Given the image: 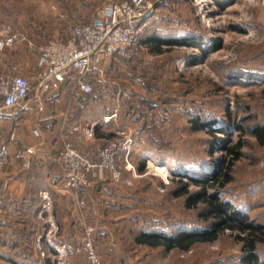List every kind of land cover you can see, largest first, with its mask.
<instances>
[{"label": "rangeland", "instance_id": "374dc122", "mask_svg": "<svg viewBox=\"0 0 264 264\" xmlns=\"http://www.w3.org/2000/svg\"><path fill=\"white\" fill-rule=\"evenodd\" d=\"M109 1L71 0V12H84L79 21L92 22L98 18L96 12L99 9L101 12ZM58 2L0 0V20L27 32L30 38L36 24L41 26V22L46 26L40 35L45 38L0 50V77L18 73L14 65L21 53L33 56L39 44L50 38L61 39L54 30L69 32L74 23L62 14H70V11L66 7L62 12ZM156 5L151 32L164 37L195 36L203 41L209 54L202 59L201 48L191 45H175L169 49L164 46V51L158 52L143 41L135 59L107 58L87 74L94 90L91 94H80L78 102L86 112L76 114L74 119L78 122L99 119L100 128L98 132L96 129L95 139L77 146L96 159V151L119 130L126 129L133 140L129 162L121 163L119 177L104 169L90 186L74 189L80 192L73 208L77 206L79 212L88 214L82 217L81 223L84 228L93 227V243L101 264H128V252L135 250L134 236L143 228L170 229L176 223L204 224L198 209L187 208L185 197H174L171 193L180 186V172L195 174L200 167L207 169L222 154L220 151L210 153L213 136L192 128L191 116L226 120L229 109L238 118L253 114L254 119L249 118L244 124L248 130L264 114V0H236L225 8H220L215 0H156ZM112 113L116 116L106 121L105 116ZM239 134L235 132L233 138ZM243 138L244 153L235 161L233 179L225 188V197H232L236 203L238 188L247 177L252 183L264 180V146L249 131ZM115 139L118 142L121 138ZM86 149L93 152L87 150V153ZM183 181L189 182L187 177H183ZM189 188L198 189L193 184ZM59 196H53L57 222L62 214L67 216L65 209L68 210L67 201ZM12 221L10 225L16 226ZM44 226V219L39 215L36 246L33 250H21L30 259L17 261L19 264H44L46 260L58 264L54 252L45 243L37 245ZM107 230V239L102 240ZM59 237L63 239L60 229ZM11 240L10 237L8 241ZM258 245L264 259V242ZM199 246L194 258H189V252L175 254V250H169L167 256L161 255L162 264H179L178 258L191 264L195 258L203 261L205 256L211 257V252L215 254L213 264H217L235 259L243 251V241L231 231ZM114 255L115 261L111 259ZM156 257L154 260L159 264ZM201 261L197 262L204 264ZM69 263L89 264L83 251L71 257Z\"/></svg>", "mask_w": 264, "mask_h": 264}, {"label": "built area", "instance_id": "2783aa9c", "mask_svg": "<svg viewBox=\"0 0 264 264\" xmlns=\"http://www.w3.org/2000/svg\"><path fill=\"white\" fill-rule=\"evenodd\" d=\"M156 0H110L92 22H76L69 28V38H53L38 45V60L35 80L22 73H8L0 77V118L11 110L15 117L16 108L34 110L46 94L60 90L68 80H73L72 95L91 93L93 83L87 74L95 65L107 58H136L143 47L144 37L151 31ZM62 14V17H66ZM32 43L27 32L15 28L11 23L0 20V50ZM116 116H105L109 121ZM100 120L77 122L71 125V132L78 142L95 139ZM35 136H41L40 126L34 128ZM16 138L12 130L9 140ZM115 138H121L117 142ZM133 140L121 129L109 138L106 145L96 151V159L83 153L72 141H65L55 156L68 187L86 188L102 174L104 169L120 176L123 162H129ZM34 146L18 152L24 158L23 165L29 167ZM10 155L8 142L0 143V175ZM41 210L45 226L39 232L37 245L45 243L58 259V264H70L69 259L83 251L89 264H101V258L93 243V227L86 225L81 240L77 243L64 241L59 237V225L53 214L54 199L50 189L40 190ZM82 201V200H81ZM3 199L0 195V208ZM230 231V230H228ZM230 259L217 264H235Z\"/></svg>", "mask_w": 264, "mask_h": 264}, {"label": "crops", "instance_id": "0c3cea01", "mask_svg": "<svg viewBox=\"0 0 264 264\" xmlns=\"http://www.w3.org/2000/svg\"><path fill=\"white\" fill-rule=\"evenodd\" d=\"M58 1L57 4L62 12L66 9L70 11V14L66 13L65 18L69 19L71 23H87L79 21L84 12L73 10V13L71 12V0ZM99 10L96 12V17L100 14ZM43 24L41 22V26L36 24L35 32L32 33L30 40L33 39L37 42L38 38H45V36H40L46 27ZM54 31L57 32L56 35L60 34L61 37L68 36V30L59 29ZM36 49L38 51V47ZM32 54L33 56L28 52L21 53L15 61L14 68L18 73L25 74L34 81L38 52ZM79 96L73 97L71 83L67 82L61 86L60 90L46 94L34 110L16 108L15 117L9 115L11 113V110H9L5 116L0 118V143L8 142L10 148V155L0 175V195L3 199V206L0 208V264H16L17 261L23 262L30 259V256L23 254L21 250L25 248L33 250L36 246L35 237L39 231L36 224L39 222V209L42 200L40 197L41 189L48 188L53 196L60 195L59 197L63 201H67L66 207L68 210L65 209L67 216L62 214V216L58 215L59 219L57 218L63 240L77 243L84 234V225L82 226L81 220L86 215L88 217V214H84L82 211L79 212L77 206L73 208L74 204L77 203L80 191L67 186L62 172L59 171V164L55 160L56 154L65 141H72L75 145H80V142L75 138V134L71 132V125L78 122L75 121L74 116L86 112V109L82 107L83 105L81 106V103L78 102ZM259 120L264 121V114ZM79 122L82 121L79 120ZM38 126L42 131L41 136H35L33 132L34 128ZM12 130L16 131V138L9 140ZM261 145L264 146V143ZM29 146L36 147L37 152L32 154L30 166L25 167L23 165L24 158L19 157L18 152ZM88 151L89 153L93 152ZM238 190L239 193L236 194V197L239 200L237 203L234 202L232 197L229 196V198L236 206L247 212L251 219L264 223V180L261 178L252 183L247 177V180ZM56 202L57 199L55 198ZM11 221L15 222L16 226L10 225ZM107 233H109V230L103 232L102 237L100 236L102 240L107 239L105 238ZM10 237L13 240L9 242ZM200 244L193 245L189 250L176 248L170 251L175 250V254H179L180 251L189 252V258H194L196 256L194 252L199 250ZM133 245L135 250L128 252V264H156L154 257L158 254L159 256L156 258H159V264H162L161 255L167 256L168 254V251L162 246L151 247L135 242H133ZM190 250L193 252H190ZM211 254V257L210 255L203 256V261L199 257L195 258L196 260L194 259L191 264H199L197 262L199 260L204 264H213L216 261L215 254L214 252H211ZM238 256L236 255V258ZM114 257L115 255L111 257L113 261H115ZM178 260H181L179 264H188L183 262L181 258H178Z\"/></svg>", "mask_w": 264, "mask_h": 264}, {"label": "trees", "instance_id": "16d2710c", "mask_svg": "<svg viewBox=\"0 0 264 264\" xmlns=\"http://www.w3.org/2000/svg\"><path fill=\"white\" fill-rule=\"evenodd\" d=\"M235 1L215 0L220 8H225V6ZM68 38L69 33L67 37L61 39L67 40ZM197 39L195 36L164 37L150 31L143 41L158 52H163L164 46L168 49L175 45L198 46L201 48V58L204 59L208 57L209 51L204 48L203 41ZM219 45L217 47H220ZM125 60L129 61L131 59ZM67 82H70L73 87L72 79ZM226 116V120H220L219 118L205 119L200 115L190 117L192 128L205 130L213 136L209 145L210 153L214 154L216 151H220L222 154L219 158H215L207 169L200 167L195 174L180 172V175H182L178 180L180 186L171 191L174 197H185L184 204L187 208L198 209V215L204 220V224L176 223L170 229L155 226L143 228L134 236L136 244L151 247L162 246L167 251L176 248L189 250L197 243L214 242L221 234L230 230L239 240L243 241V253L235 264H264V259L261 258L258 251V244L264 242V223L251 219L249 214L236 206L231 198L225 197V187L233 179V165L244 153L245 140L243 134L249 131L250 134L257 137L260 144H263L264 124L261 120L256 119L247 130L244 125L245 121L249 118L254 119L253 114L238 118L229 109ZM99 128L98 125L97 132ZM235 132L240 133L236 139L233 138ZM140 169H143L142 164ZM183 177H187L189 182H184ZM190 184L196 185L198 189L191 190L189 188ZM44 264L55 263L46 260Z\"/></svg>", "mask_w": 264, "mask_h": 264}]
</instances>
